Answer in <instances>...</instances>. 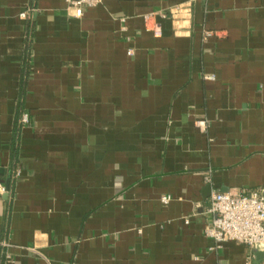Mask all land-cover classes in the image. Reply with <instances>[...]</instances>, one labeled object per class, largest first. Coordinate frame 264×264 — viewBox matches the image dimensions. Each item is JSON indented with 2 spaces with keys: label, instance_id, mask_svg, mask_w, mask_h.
<instances>
[{
  "label": "crops",
  "instance_id": "obj_1",
  "mask_svg": "<svg viewBox=\"0 0 264 264\" xmlns=\"http://www.w3.org/2000/svg\"><path fill=\"white\" fill-rule=\"evenodd\" d=\"M0 183V264H264L205 234L264 187V0H0Z\"/></svg>",
  "mask_w": 264,
  "mask_h": 264
},
{
  "label": "built area",
  "instance_id": "obj_2",
  "mask_svg": "<svg viewBox=\"0 0 264 264\" xmlns=\"http://www.w3.org/2000/svg\"><path fill=\"white\" fill-rule=\"evenodd\" d=\"M104 0H66L72 9V15L81 17L86 7H95ZM25 13L22 16L25 17ZM149 16L146 17V19ZM155 35H162L159 28H153ZM207 35H212L207 32ZM207 78H214L208 75ZM29 122V114L23 113L21 123ZM204 126V121H197ZM7 191V187L0 183V193ZM171 195H164L162 202L169 203ZM210 219L205 226V234L212 238L216 247H221L225 241H236L248 245L255 251L264 252V187H256L243 193L216 191L211 196L208 207ZM3 244H6L3 242Z\"/></svg>",
  "mask_w": 264,
  "mask_h": 264
},
{
  "label": "water",
  "instance_id": "obj_3",
  "mask_svg": "<svg viewBox=\"0 0 264 264\" xmlns=\"http://www.w3.org/2000/svg\"><path fill=\"white\" fill-rule=\"evenodd\" d=\"M264 254V252H262Z\"/></svg>",
  "mask_w": 264,
  "mask_h": 264
}]
</instances>
